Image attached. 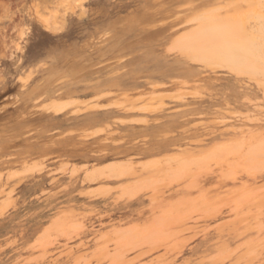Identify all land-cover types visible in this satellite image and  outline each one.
<instances>
[{
    "label": "rangeland",
    "instance_id": "374dc122",
    "mask_svg": "<svg viewBox=\"0 0 264 264\" xmlns=\"http://www.w3.org/2000/svg\"><path fill=\"white\" fill-rule=\"evenodd\" d=\"M263 169L264 0H0V264H264Z\"/></svg>",
    "mask_w": 264,
    "mask_h": 264
},
{
    "label": "bare ground",
    "instance_id": "6f19581e",
    "mask_svg": "<svg viewBox=\"0 0 264 264\" xmlns=\"http://www.w3.org/2000/svg\"><path fill=\"white\" fill-rule=\"evenodd\" d=\"M232 52H233V51H232ZM161 95H162V94H161ZM167 95H168V94H166V96H167ZM80 101H81V100H80ZM82 101H83V100H82ZM82 101H81V102H82ZM75 102H76V101H75ZM52 103H53V102H52ZM56 104H57V102H56ZM63 104H64V103H63ZM70 104L73 105V103H71V102H70ZM70 104H69V105H70ZM75 104H76V103H75ZM59 105H60V104H59ZM72 105H71V106H72ZM50 106H51V105H50ZM50 106H49V107H50ZM106 106H107V105H106ZM106 106H105V107H106ZM108 106H109V105H108ZM54 107H55V105H54ZM62 108H63V107H62ZM91 108H92V107H91ZM95 108L98 109L97 106H96ZM95 108H94V109H95ZM100 108H101V107H100ZM51 109H52V108H51ZM78 109H79V108H78ZM85 109H86V108H85ZM88 109H89V108H88ZM92 109H93V108H92ZM143 109H144V108H143ZM62 110H63V109H61V107H60V108H58V109H55L53 112H55V114H58V113H61ZM64 110H65V109H64ZM82 110H83V109H82ZM86 112H87V111H86ZM251 163L253 164L252 161H251ZM251 163H250V164H251ZM255 165H256V164H255V162H254V166H255ZM258 165H259V164H258ZM258 165H257V167H258ZM249 166H250V165H249ZM117 167H118V166H117ZM260 167H261V166H260ZM261 169H262V167H261ZM261 169H260V170H261ZM263 170H264V169H263ZM254 171H255V170H254ZM115 172H117V170H116ZM122 172H123V171H122ZM252 172H253V171H252ZM257 172H258V169H257L256 173H257ZM259 172H260V171H259ZM128 175H130V174H128ZM123 176L125 177V174H124V173H119V174L116 173V174H113V175H108L106 178H107V179H112V178H117V179H118V178H120V177L123 178ZM224 177H226V176H224ZM230 177H232V176H230ZM230 177H228V180H231ZM234 178H236V176H235ZM262 178H264V172H261V173H259L258 175H254V174H252V177H251V179H252L253 181H256V180H258V179H262ZM226 179H227V177H226ZM226 179H225V181H226ZM228 180H227V181H228ZM128 192H130V191H128ZM130 193H131V192H130ZM92 195H94V197H95V194H92ZM130 195H131V194H130ZM128 196H129V194H128ZM131 196H132V195H131ZM133 196H134V195H133ZM98 197H99V196H98ZM98 197H96V198H98ZM130 199H131V198H130ZM135 200H136V199H134V201H135ZM132 201H133V199H132ZM205 216H207V215H205ZM182 221H183V220H182ZM164 241H165V240H164ZM143 242H144V241H143ZM151 242H152V241H151ZM162 242H163V241H161V243H162ZM149 243H150V242H149ZM158 243H159V242H158ZM158 243L155 244V245H158ZM164 243H165V242H164ZM186 243H187V242H186ZM124 244H125V243H124ZM178 244H179V243H178ZM122 245H123V244H122ZM126 245H127V243H126ZM150 245L152 246L153 243L150 244ZM155 245H154V246H155ZM175 245H176V244H175ZM120 246H121V245H120ZM142 246H143V244H142ZM144 246H145V245H144ZM127 247H128V246H127ZM134 247H135V249H136V244H135ZM171 247H172V246H171ZM138 248H140V247H137V249H138ZM150 248H151V247H150ZM154 248H155V247H154ZM159 248H161V247H159ZM177 248H178V247H177ZM122 249H123V248H122ZM156 249L158 250V248H156ZM129 250H131V247L129 248ZM175 250H176V249H175ZM123 251H124V250H123ZM125 251H126V250H125ZM127 251H128V249H127ZM132 251H134V250H132ZM146 252H147V251H146ZM150 252H151V251H150ZM152 252H153V251H152ZM125 253H127V252H125ZM143 253H144V252H143ZM148 253H149V252H148ZM119 254H120V253H119ZM144 255H145V254H144ZM159 255H160V254H159ZM176 255H177V254H176ZM115 256H116V255H115ZM120 257H121V256H120ZM156 257H157V256H156ZM157 258H158V257H157ZM119 259H120V258H119ZM159 259H161V258H159ZM113 260H114V259H113ZM157 260H158V259H157ZM128 261H129V260H128ZM135 261H136V259H135ZM135 261H134V262H135ZM99 262H101L100 259H99ZM116 262H117V260H116ZM116 262H115V263H116ZM119 262H120V261H119ZM119 262H118L117 264H119ZM121 262H123V261H121ZM121 262H120V263H121ZM134 262H133V260H131V263H134ZM95 264H96V263H95ZM124 264H126V263H124Z\"/></svg>",
    "mask_w": 264,
    "mask_h": 264
},
{
    "label": "crops",
    "instance_id": "0c3cea01",
    "mask_svg": "<svg viewBox=\"0 0 264 264\" xmlns=\"http://www.w3.org/2000/svg\"><path fill=\"white\" fill-rule=\"evenodd\" d=\"M113 115V112L112 111H109V113L105 114L104 115V118L102 119H94L93 121H100V120H103L109 116ZM169 146V144L167 142H162V143H155V145H153L152 148L148 149L147 152L151 153V152H156V151H160V150H164V149H167V147ZM109 155L104 153L102 155H99L95 158H93V156H90L87 154V159H106Z\"/></svg>",
    "mask_w": 264,
    "mask_h": 264
}]
</instances>
